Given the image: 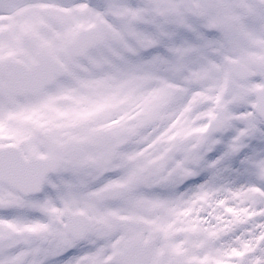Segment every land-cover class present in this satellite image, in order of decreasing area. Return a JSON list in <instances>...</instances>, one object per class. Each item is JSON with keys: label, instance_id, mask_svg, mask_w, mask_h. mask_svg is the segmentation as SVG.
<instances>
[{"label": "snow or ice", "instance_id": "obj_1", "mask_svg": "<svg viewBox=\"0 0 264 264\" xmlns=\"http://www.w3.org/2000/svg\"><path fill=\"white\" fill-rule=\"evenodd\" d=\"M0 264H264V0H0Z\"/></svg>", "mask_w": 264, "mask_h": 264}]
</instances>
